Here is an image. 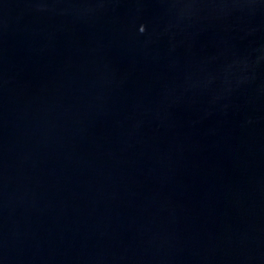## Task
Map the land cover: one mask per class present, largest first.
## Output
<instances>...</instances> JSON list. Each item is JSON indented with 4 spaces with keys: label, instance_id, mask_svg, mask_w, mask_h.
Segmentation results:
<instances>
[{
    "label": "water",
    "instance_id": "obj_1",
    "mask_svg": "<svg viewBox=\"0 0 264 264\" xmlns=\"http://www.w3.org/2000/svg\"><path fill=\"white\" fill-rule=\"evenodd\" d=\"M0 264H264V0H0Z\"/></svg>",
    "mask_w": 264,
    "mask_h": 264
}]
</instances>
